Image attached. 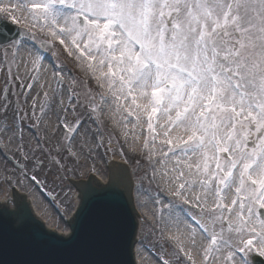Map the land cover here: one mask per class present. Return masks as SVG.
<instances>
[{
  "label": "snow or ice",
  "instance_id": "6c2138e0",
  "mask_svg": "<svg viewBox=\"0 0 264 264\" xmlns=\"http://www.w3.org/2000/svg\"><path fill=\"white\" fill-rule=\"evenodd\" d=\"M9 21L22 31L0 38L6 54L27 50L31 42L28 56L38 72L47 49L56 55L63 49L83 72L73 84L83 87L84 105L98 125L97 146L104 143L106 110L125 138L128 123L141 130L146 124L142 148L149 163L159 139V163L165 165L160 179L176 198L169 200L166 218L161 209L159 237L172 250L170 259L159 257L160 264H253L252 252L264 256V0H0V23ZM36 82L34 77L27 88ZM7 93L5 88V100ZM69 99L79 102L80 93L72 92ZM69 106L75 115V106ZM3 108L7 112V104ZM67 111L68 144L43 159L25 155L34 172L47 160L67 180L61 151L79 160L72 140L83 120L68 121ZM0 128L9 130L7 117ZM107 131L111 139L114 133ZM130 147L136 151L134 144ZM20 167L27 176L28 163ZM89 171L99 174L95 165ZM30 179L40 183L35 174ZM94 195L86 186L85 202ZM183 205L197 208L199 218ZM2 215L0 242L9 219L14 233L27 228L47 237L27 210ZM68 226L71 235L59 243L75 245L89 258L67 264H120L115 242L88 222L87 213ZM13 240L42 245L27 237Z\"/></svg>",
  "mask_w": 264,
  "mask_h": 264
},
{
  "label": "rangeland",
  "instance_id": "374dc122",
  "mask_svg": "<svg viewBox=\"0 0 264 264\" xmlns=\"http://www.w3.org/2000/svg\"><path fill=\"white\" fill-rule=\"evenodd\" d=\"M31 49V42L27 44V50L25 48L13 49L7 54L5 49L0 47V122L7 117V123L10 126L7 131L0 128V196L4 189L8 194L4 201H0V207L12 206L9 193L11 190L14 193L15 189H19L30 199L35 208L37 206L55 219L57 224L51 227L35 209L49 227L65 233L68 228L65 217H68L76 206V192L71 189L70 182L86 180L90 175H94L98 179V184L102 186L107 182L109 162L117 158L127 164L131 170L134 181L131 197L135 206L140 211H144V207L150 210L151 224L150 226L144 223L139 225L135 247L144 251L148 264H160L161 255L170 259L168 253L172 249L159 237L161 227L159 220L161 209H163V217L166 218L168 214L166 206L169 200L176 198L172 197L168 191L169 185L166 180L160 179V172L165 165L159 163L162 159L159 155V139L154 149L156 155L149 163L142 148L144 140L148 138L146 124L141 130L133 128L134 121L128 123V136L125 138L120 128L113 127L109 115L110 110H106L102 117L106 129L103 133L104 143L102 146H97V136L100 134L97 132L98 125L89 116L90 109L84 105L83 87L77 88L73 84L74 79L79 81L84 78L83 72L70 57H67L63 49L59 50L58 55L54 54L56 50L47 49L46 58L37 72L32 68L28 56V51ZM9 68H11V73L8 72ZM61 74L63 83H58ZM34 77L37 78V82L29 90L27 85L33 82ZM89 84L94 90L96 89L93 82L90 81ZM5 88L8 89L7 100L4 98ZM45 92L48 93L47 98L44 96ZM72 92L80 93L79 102L69 99ZM62 100L63 103H61ZM5 104H7V112L3 108ZM70 104L75 106V115ZM42 106L43 112L41 111ZM64 109H68L66 114L68 121H74L77 116L83 120L80 133L72 140L73 151L79 153V160L68 157L67 151L60 153L62 157H67L62 160L68 170L67 180L60 179L55 167L47 160H45V167L38 172L33 171L30 162L24 161L25 155H28L30 160L36 156L43 159L48 156L49 151L55 155L57 147L68 144L67 130L63 127ZM18 129H22V133ZM107 130L114 133L111 139ZM134 136H138L139 139L134 141ZM133 144L136 147L135 152L130 147ZM21 145H23L22 148ZM164 151H167V148H164ZM168 155L172 156L171 153ZM24 163H28L27 176L23 174L20 167ZM165 163L167 167L172 166L168 161ZM93 165L98 169L99 174L89 171ZM154 167L157 170L155 180L152 179ZM81 172H84V175H80ZM33 174L37 176L39 184L30 179ZM156 200L160 203H156ZM183 208L185 212H191L199 218L197 208L191 205H183ZM141 220L144 221L142 218ZM252 256L259 255L252 252L249 259Z\"/></svg>",
  "mask_w": 264,
  "mask_h": 264
},
{
  "label": "water",
  "instance_id": "95a60500",
  "mask_svg": "<svg viewBox=\"0 0 264 264\" xmlns=\"http://www.w3.org/2000/svg\"><path fill=\"white\" fill-rule=\"evenodd\" d=\"M20 32L19 28L9 23L7 25L0 23V38H2L3 34L13 37ZM70 183L71 189H75V192H78V200L79 193L81 199L80 207L73 220L77 219L79 215L83 219L87 213L88 222L109 240L115 242L117 258L120 260V264H135L133 248L137 233V221L131 197L133 183L129 168L122 163L110 164L109 183L106 186H100L94 177H90L87 182ZM86 186L88 190L95 193L94 197L88 202H85L84 199ZM9 194L12 199L13 190ZM14 200V210L0 207V225L4 224L2 214L5 210L8 212L27 210L36 221L34 227L43 229L47 237L38 238L31 229L27 228L19 229L17 233H14L11 219H9L7 221V237L3 242H0V264H67L69 261L89 258L78 252L75 245L60 244L59 239H67V237L59 236L55 232L46 230L43 224L33 215L25 197L15 194ZM14 235L16 239L27 237L33 240H40L42 245L35 247L21 246L14 242ZM49 237L57 239H49ZM251 260L253 264H264V260L258 256H252Z\"/></svg>",
  "mask_w": 264,
  "mask_h": 264
},
{
  "label": "bare ground",
  "instance_id": "6f19581e",
  "mask_svg": "<svg viewBox=\"0 0 264 264\" xmlns=\"http://www.w3.org/2000/svg\"><path fill=\"white\" fill-rule=\"evenodd\" d=\"M129 138H131V136H129ZM127 150V149H126ZM112 163H121V160L120 159H114V160H111L110 164ZM171 167V166H170ZM168 167V168H170ZM76 181V180H75ZM74 182V181H73ZM75 190V189H73ZM19 191V189H18ZM2 195L0 196V201H4V199L8 196L6 190L4 189L2 191ZM76 205L78 204L79 200H78V192H76ZM146 204V203H145ZM36 206V205H35ZM133 208H134V211H135V214H136V221H137V234H138V231H139V225L140 224H145L147 226H150L151 224V219H150V216H149V213H150V210L148 209V207H144V211H140L139 209H137V207L135 206V204L133 205ZM34 212L37 214L36 210H38V212L44 217L45 220H47L48 224L51 226V227H54L56 226L57 222L55 221V219L51 218L50 215L48 214H45L43 211H41L37 206L36 208L34 207ZM198 211V210H197ZM198 214V213H197ZM196 214V215H197ZM141 218L144 220L142 221ZM136 239H137V235H136ZM164 243L171 248V245L169 243H167L166 241H164ZM171 252V251H170ZM134 262L135 264H148V259H147V256L144 254V251H141V249L135 247L134 248ZM263 260H264V256L261 257Z\"/></svg>",
  "mask_w": 264,
  "mask_h": 264
}]
</instances>
